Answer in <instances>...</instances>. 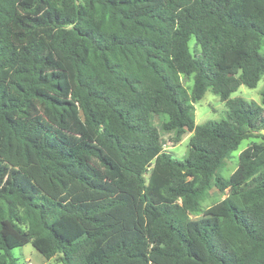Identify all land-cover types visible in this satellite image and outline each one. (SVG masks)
<instances>
[{
	"label": "trees",
	"instance_id": "obj_1",
	"mask_svg": "<svg viewBox=\"0 0 264 264\" xmlns=\"http://www.w3.org/2000/svg\"><path fill=\"white\" fill-rule=\"evenodd\" d=\"M263 42L264 0H0V264H264V87L230 98ZM208 88L226 117L196 124Z\"/></svg>",
	"mask_w": 264,
	"mask_h": 264
},
{
	"label": "rangeland",
	"instance_id": "obj_2",
	"mask_svg": "<svg viewBox=\"0 0 264 264\" xmlns=\"http://www.w3.org/2000/svg\"><path fill=\"white\" fill-rule=\"evenodd\" d=\"M264 43V42H263ZM264 50V44L262 45ZM183 84L186 87H190L191 80H187L182 77ZM264 87V77L259 80L254 88H248L245 85H240L236 91L230 94V98L240 97L252 105H261L260 92ZM264 108V106H262ZM194 120L196 124H202L204 122H218L226 117V106L219 97L208 88L205 91L203 98L194 103ZM154 123L158 130V135L163 148L166 152L170 153L174 158L181 159L185 156L188 150V139L190 133L183 134L179 141H175L172 132H165L161 130V119L158 116L154 117ZM253 141H259V139H245L239 147L232 151L225 159L224 165L220 169V175L228 177L237 164L238 153L251 144ZM224 197L223 193H219L214 188L210 191L209 198L202 204L203 208L208 204L216 202ZM12 256L15 258L16 264H60L53 257L49 260L45 259L32 245L26 243L22 246L15 247L11 250Z\"/></svg>",
	"mask_w": 264,
	"mask_h": 264
}]
</instances>
